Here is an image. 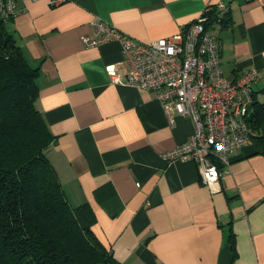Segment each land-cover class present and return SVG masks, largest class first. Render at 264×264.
<instances>
[{
    "label": "crops",
    "instance_id": "obj_1",
    "mask_svg": "<svg viewBox=\"0 0 264 264\" xmlns=\"http://www.w3.org/2000/svg\"><path fill=\"white\" fill-rule=\"evenodd\" d=\"M218 1L231 16L216 28L223 75L255 68L264 96V0H18L11 19L40 68L38 106L55 136L47 154L65 193L89 205L93 231L127 264H264V153L243 145L213 191L194 161L162 157L193 133L192 120L176 115L171 126L154 91L113 81L108 65L128 70L120 40L82 43L96 16L150 42Z\"/></svg>",
    "mask_w": 264,
    "mask_h": 264
},
{
    "label": "trees",
    "instance_id": "obj_2",
    "mask_svg": "<svg viewBox=\"0 0 264 264\" xmlns=\"http://www.w3.org/2000/svg\"><path fill=\"white\" fill-rule=\"evenodd\" d=\"M8 19L0 14V264H127L93 231L89 205L73 206L65 193L47 154L55 136L38 106L40 68L28 62ZM230 20L227 9L220 21ZM257 94L248 122L264 153Z\"/></svg>",
    "mask_w": 264,
    "mask_h": 264
},
{
    "label": "built area",
    "instance_id": "obj_3",
    "mask_svg": "<svg viewBox=\"0 0 264 264\" xmlns=\"http://www.w3.org/2000/svg\"><path fill=\"white\" fill-rule=\"evenodd\" d=\"M49 1L60 4L68 0ZM227 9L223 1L210 3L178 33L150 42L129 36L97 16L91 21L95 34L82 36L85 47L120 40L128 70L119 74L115 65H108L113 81L154 91L171 126L176 115L192 120L193 133L165 150L162 157L169 163L194 161L201 182L213 191L230 168L231 156L252 140L248 117L258 75L255 68L245 70L234 81L223 75L216 28ZM18 13V0H0L3 17L10 19Z\"/></svg>",
    "mask_w": 264,
    "mask_h": 264
},
{
    "label": "rangeland",
    "instance_id": "obj_4",
    "mask_svg": "<svg viewBox=\"0 0 264 264\" xmlns=\"http://www.w3.org/2000/svg\"><path fill=\"white\" fill-rule=\"evenodd\" d=\"M12 23H13V20H10V19H8L7 21H6V24H7V26L9 27V28H11V26H12ZM261 100H264V96H260L259 97ZM252 141V140H251Z\"/></svg>",
    "mask_w": 264,
    "mask_h": 264
},
{
    "label": "bare ground",
    "instance_id": "obj_5",
    "mask_svg": "<svg viewBox=\"0 0 264 264\" xmlns=\"http://www.w3.org/2000/svg\"><path fill=\"white\" fill-rule=\"evenodd\" d=\"M245 145V144H244ZM232 157V156H231ZM231 164V163H230Z\"/></svg>",
    "mask_w": 264,
    "mask_h": 264
}]
</instances>
